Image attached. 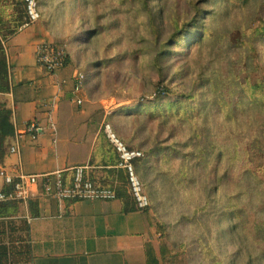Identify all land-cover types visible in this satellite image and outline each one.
<instances>
[{
  "label": "rangeland",
  "instance_id": "obj_1",
  "mask_svg": "<svg viewBox=\"0 0 264 264\" xmlns=\"http://www.w3.org/2000/svg\"><path fill=\"white\" fill-rule=\"evenodd\" d=\"M15 8L0 0L5 28ZM38 8L36 23L108 108L103 123L144 154L135 174L159 264H264V33L250 47L247 29L264 26L260 1L40 0ZM192 18L191 42L168 43ZM125 186L132 196L128 178Z\"/></svg>",
  "mask_w": 264,
  "mask_h": 264
},
{
  "label": "crops",
  "instance_id": "obj_2",
  "mask_svg": "<svg viewBox=\"0 0 264 264\" xmlns=\"http://www.w3.org/2000/svg\"><path fill=\"white\" fill-rule=\"evenodd\" d=\"M49 38L41 23H33L2 41L8 90L0 92V106L9 113L13 134L0 170L62 171L69 181L72 168L85 165L94 182L113 188L125 171L114 163L115 149L99 138L108 108L89 90L86 74L75 90L78 70L71 58L54 73L37 64L36 45ZM30 121L42 128L35 139L25 133ZM15 141L19 150L12 153ZM17 203L16 213L0 218V245L12 251L10 264H146L152 227L143 209L125 213L118 198L59 202L34 195Z\"/></svg>",
  "mask_w": 264,
  "mask_h": 264
},
{
  "label": "built area",
  "instance_id": "obj_3",
  "mask_svg": "<svg viewBox=\"0 0 264 264\" xmlns=\"http://www.w3.org/2000/svg\"><path fill=\"white\" fill-rule=\"evenodd\" d=\"M26 10L27 21L23 26L36 23L40 19L38 4L40 0H22ZM66 51L63 46L53 41L45 40L36 45V62L47 72L54 73L63 67L66 60ZM75 90L82 87L85 74L77 72L75 75ZM80 103V100H77ZM103 129L107 138L113 145L119 156L118 167L127 173L129 190L135 198L139 209L148 206V198L142 191L141 183L135 174L133 161L143 156L141 150L129 149L122 140L113 132L109 123H103ZM42 131V128L34 121H30L25 128L32 139H35ZM19 150L18 141L10 147V152L16 153ZM72 177L65 180L62 171H55L44 174H29L15 169L8 172L0 170L7 191L0 190V204L6 202H25L34 195L50 197L61 201H108L117 198L115 190L101 186L94 182L87 173V166L78 165L72 168Z\"/></svg>",
  "mask_w": 264,
  "mask_h": 264
},
{
  "label": "trees",
  "instance_id": "obj_4",
  "mask_svg": "<svg viewBox=\"0 0 264 264\" xmlns=\"http://www.w3.org/2000/svg\"><path fill=\"white\" fill-rule=\"evenodd\" d=\"M14 1H15L16 8H15V14L10 16L9 22L11 25H8L5 28L6 22H4L3 16L0 13V92L8 90L7 66H6L5 52H4L2 41L5 40L7 37L13 35L19 29V27L24 24L25 16H26V10H25V6H24L23 1L22 0H14ZM232 1L234 3L241 5V6H245L246 4H248L249 2H251L253 0H232ZM259 1H260V6L264 7V0H259ZM195 20L196 19L192 18L190 21L182 24V26L180 28H177L175 30V32L169 37L167 42L168 43L173 42L172 44L174 45V44H177L180 41L184 40L186 37H188L187 39H188V42L190 43L191 38L195 36V34H193V31L191 32L190 29L192 30V28H194V27L197 28V25H196L197 22ZM260 22H262V21H260ZM247 29H249V30L254 29L253 30L254 36L252 37V40L249 43V46L251 47L253 40H255L256 37H258L257 35L259 33H264V26H261L259 24L256 28H252L250 26L249 28L247 27ZM196 33H199V31ZM66 57H68V55ZM255 86L263 89V85L260 82H258V84H255ZM158 93L161 95V94L165 93V90L163 92L158 91ZM140 109H142V108H140ZM12 134H13V125L10 121L9 113L7 112L6 109H4L3 107L0 106V160L2 159V157L5 153V141ZM99 138H100V140H107L109 142V144L112 146V148L114 149L113 145L111 144V142L109 141V139L106 136V133L103 129V126L101 129ZM129 149H133V148H129ZM116 155H117V159L114 160V163L118 164L119 163V156H118L117 152H116ZM143 156H144V154H143ZM141 158H139V159H141ZM139 159L134 160L133 165ZM134 169H135V165H134ZM127 178H128L127 173L125 171V174L118 178L117 185L113 188L109 187V188H112L115 190L117 198L121 201L122 210L125 213L130 212V211L135 210V209H139L135 198L133 197V195L131 196L129 194L128 190L126 189L125 184H126ZM2 190L7 191L8 187L5 186L4 189H2ZM17 204H18L17 202H6V203L0 204V218L7 217L11 214L16 213L18 211V205ZM145 209H146V207L143 210L145 211ZM11 252L12 251L7 253L5 247L0 245V264H10L9 262H10ZM164 257H165V255H163V258ZM146 264H159V259L155 255L154 251L150 248V246H149V248L147 247V250H146Z\"/></svg>",
  "mask_w": 264,
  "mask_h": 264
}]
</instances>
